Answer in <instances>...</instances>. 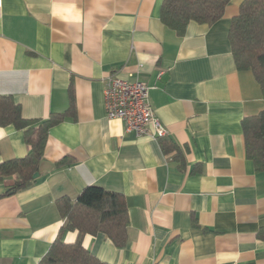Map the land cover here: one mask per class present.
Instances as JSON below:
<instances>
[{
  "label": "crops",
  "instance_id": "0c3cea01",
  "mask_svg": "<svg viewBox=\"0 0 264 264\" xmlns=\"http://www.w3.org/2000/svg\"><path fill=\"white\" fill-rule=\"evenodd\" d=\"M164 0H0V95L50 127L34 185L0 197V264H38L65 220L61 197L88 185L124 195L127 242L103 232L84 245L111 264H264V170L248 157L243 120L264 110L229 38L244 0L183 35L161 19ZM139 77L180 150L107 116L105 80ZM23 131L0 125V162L24 157ZM62 159L66 162L58 165ZM13 178L0 181V195ZM64 242L77 231L66 229Z\"/></svg>",
  "mask_w": 264,
  "mask_h": 264
},
{
  "label": "trees",
  "instance_id": "16d2710c",
  "mask_svg": "<svg viewBox=\"0 0 264 264\" xmlns=\"http://www.w3.org/2000/svg\"><path fill=\"white\" fill-rule=\"evenodd\" d=\"M231 0H164L161 19L164 24L183 35L187 25L194 20L214 23L220 19ZM229 38L236 66L251 70L264 94V0H244L239 13L233 17ZM64 113H52L46 119L26 118L21 106L10 95H0V125H13L23 131L29 151L24 157L0 162V181L13 178L0 197L13 195L31 187L38 177L50 127L63 118ZM246 152L254 164L264 170V110L243 120ZM163 149L180 150L167 132L156 137ZM62 159L58 165L73 160ZM65 220L59 236L38 264H111L96 257L83 243L87 234L105 233L116 246L127 242L128 207L123 194L99 185H88L75 200L61 197L57 200ZM77 231L74 242H64L66 230ZM259 236L264 240V227Z\"/></svg>",
  "mask_w": 264,
  "mask_h": 264
},
{
  "label": "built area",
  "instance_id": "2783aa9c",
  "mask_svg": "<svg viewBox=\"0 0 264 264\" xmlns=\"http://www.w3.org/2000/svg\"><path fill=\"white\" fill-rule=\"evenodd\" d=\"M150 87L139 77L111 74L105 80L104 100L107 116L125 122L126 131L158 136L165 128L156 118L149 100Z\"/></svg>",
  "mask_w": 264,
  "mask_h": 264
},
{
  "label": "water",
  "instance_id": "95a60500",
  "mask_svg": "<svg viewBox=\"0 0 264 264\" xmlns=\"http://www.w3.org/2000/svg\"><path fill=\"white\" fill-rule=\"evenodd\" d=\"M38 176H39V172H36V173L34 174V177L37 178Z\"/></svg>",
  "mask_w": 264,
  "mask_h": 264
}]
</instances>
